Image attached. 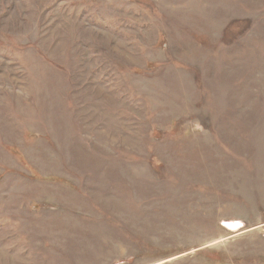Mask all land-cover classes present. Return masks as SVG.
<instances>
[{
	"label": "rangeland",
	"instance_id": "374dc122",
	"mask_svg": "<svg viewBox=\"0 0 264 264\" xmlns=\"http://www.w3.org/2000/svg\"><path fill=\"white\" fill-rule=\"evenodd\" d=\"M0 264H264V0H0Z\"/></svg>",
	"mask_w": 264,
	"mask_h": 264
}]
</instances>
